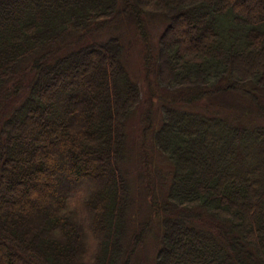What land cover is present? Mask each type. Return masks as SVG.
Segmentation results:
<instances>
[{
	"label": "trees",
	"instance_id": "obj_1",
	"mask_svg": "<svg viewBox=\"0 0 264 264\" xmlns=\"http://www.w3.org/2000/svg\"><path fill=\"white\" fill-rule=\"evenodd\" d=\"M150 11L141 217L123 35ZM148 234L145 264H264V0H0V264H144Z\"/></svg>",
	"mask_w": 264,
	"mask_h": 264
},
{
	"label": "rangeland",
	"instance_id": "obj_2",
	"mask_svg": "<svg viewBox=\"0 0 264 264\" xmlns=\"http://www.w3.org/2000/svg\"><path fill=\"white\" fill-rule=\"evenodd\" d=\"M149 15L150 18L146 19L145 22H143L141 26L138 27L139 29L135 28L133 24L125 25L123 35V42L127 43L129 48L127 53L126 66L128 71L132 74L133 79L137 82L142 95V103L139 104L138 114H134L130 118L128 124V147L131 149L129 155L131 159H129L127 165L132 184L131 187L134 195L133 199L136 198L133 214L135 213L137 216L140 215L141 217L147 215L148 213L147 208L149 206V198L146 188L148 186L149 180L153 176V172H150L151 168H155L156 171L158 170L160 172V174L167 172V169H169L168 161L163 157L161 158V156H156L152 160V162H150L151 165L149 162L144 165V162L139 161L137 157V148L140 142L138 138L140 137L141 133V125L139 123V119L144 118L142 109H146V107L150 108L152 105L155 106V97L152 95L150 98V95L152 93L151 87L153 86L152 78L155 83V76L150 74L149 77H146L144 75L142 55L144 52V48H148L151 46L153 50H156L158 42L157 40L162 31V26L157 19V15H153L151 11ZM158 87L161 92V87ZM154 106H152L153 109H155ZM157 178L159 179V176ZM140 190H143V193H140L141 195L139 194ZM141 204H143V207L141 206ZM138 205L140 209L137 208ZM154 232L155 231H152V233ZM144 240L145 245L144 248H142L143 253L141 254V259H143L145 264L147 255L150 256V254L153 252H151V248L153 247L151 244H153L154 242V237L152 234H148L147 237L144 238Z\"/></svg>",
	"mask_w": 264,
	"mask_h": 264
}]
</instances>
